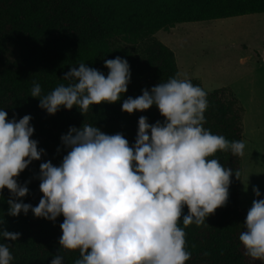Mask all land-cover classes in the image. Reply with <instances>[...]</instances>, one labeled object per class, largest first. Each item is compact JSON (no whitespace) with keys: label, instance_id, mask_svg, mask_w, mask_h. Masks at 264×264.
I'll return each mask as SVG.
<instances>
[{"label":"clouds","instance_id":"clouds-1","mask_svg":"<svg viewBox=\"0 0 264 264\" xmlns=\"http://www.w3.org/2000/svg\"><path fill=\"white\" fill-rule=\"evenodd\" d=\"M104 67L107 76L82 62L64 74L67 84L46 95L34 81L30 96L39 98L38 106L49 115L61 106L78 107L83 114L94 104L115 103L127 91L130 66L117 56L105 60ZM141 92L125 99L121 110L132 114L155 105L163 122L149 124L147 117H139L132 146L121 133L108 135L91 124L70 127L60 137L68 150L60 165L40 164L42 198L35 207L18 202L29 189L16 177L40 160L44 149L31 139L30 115L9 120L0 110V190L8 189L13 197L7 201L8 215L31 211L53 222L62 215L59 246L79 251L72 264H185L191 252L184 229L204 225L227 203L233 169L209 157L217 151L242 157L245 141L230 142L204 127L207 93L188 78L177 74ZM234 174L240 176L238 170ZM252 191L260 197L257 186ZM243 226L239 241L246 255L264 262V199H253ZM0 236L17 241L21 233L0 228ZM12 260L8 244H0V264ZM50 264H64V256L58 251Z\"/></svg>","mask_w":264,"mask_h":264},{"label":"trees","instance_id":"trees-1","mask_svg":"<svg viewBox=\"0 0 264 264\" xmlns=\"http://www.w3.org/2000/svg\"><path fill=\"white\" fill-rule=\"evenodd\" d=\"M248 14H264V0H0V110L7 112L9 120L30 115L34 128L31 139L38 142V150L44 149L41 159L33 160L16 177L19 184L27 182L29 189L18 202L35 207L42 198L40 164L51 161L59 166L67 154L60 137L74 127L68 125L72 110L79 115L81 126L91 124L108 135L121 133L130 146L135 143L139 117H147L149 124L163 122L155 105L132 114L121 110L128 97L136 98L142 89L150 90L178 74L173 51L153 39V33L179 23ZM250 54L262 59L259 51ZM117 56L128 61L131 75L127 91L115 103L94 104L83 114L78 107L68 110L61 106L49 115L38 106L39 98L30 96L34 81L46 95L58 84H67L62 79L64 74L82 62L107 76L104 61ZM191 82L200 86L196 80ZM217 98L224 100V106L215 117ZM207 100L204 127L230 142L242 140L243 107L232 92L220 88L207 93ZM212 158L233 169L228 200L206 217L204 225L192 224L184 229L186 248L191 252L185 264H258L246 255L239 241L247 215L237 206L240 176L236 178L234 171L240 172L241 156L217 151ZM260 193L256 199H264V188ZM10 198L8 189L0 190V228L21 233L17 241L0 236V244H8L13 255L10 264H50L58 251L64 256V264L79 258L78 250L59 246L62 215L55 222L36 218L31 211L13 217L8 215ZM187 214L185 206L183 215ZM182 218L179 226L183 228Z\"/></svg>","mask_w":264,"mask_h":264},{"label":"rangeland","instance_id":"rangeland-1","mask_svg":"<svg viewBox=\"0 0 264 264\" xmlns=\"http://www.w3.org/2000/svg\"><path fill=\"white\" fill-rule=\"evenodd\" d=\"M151 37L171 48L179 78L196 80L206 93L228 88L243 107L242 140L246 147L240 161L237 206L247 214L256 199L253 186L259 191L264 188V61L250 54L255 50L264 56V15L179 23ZM214 104L216 117L224 100L214 99ZM68 120L70 126L82 124L75 110Z\"/></svg>","mask_w":264,"mask_h":264},{"label":"crops","instance_id":"crops-1","mask_svg":"<svg viewBox=\"0 0 264 264\" xmlns=\"http://www.w3.org/2000/svg\"><path fill=\"white\" fill-rule=\"evenodd\" d=\"M252 15H259V14H252ZM264 15V14H263ZM260 53V52H259ZM261 54V53H260ZM261 58L263 59V61H264V56L263 55H261ZM258 61H260L259 59H258ZM261 66L263 67V62H261ZM264 71V70H263Z\"/></svg>","mask_w":264,"mask_h":264}]
</instances>
